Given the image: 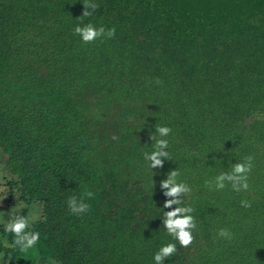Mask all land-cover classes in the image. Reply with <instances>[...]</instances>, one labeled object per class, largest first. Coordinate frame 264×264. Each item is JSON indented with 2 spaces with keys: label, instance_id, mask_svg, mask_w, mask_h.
<instances>
[{
  "label": "trees",
  "instance_id": "obj_1",
  "mask_svg": "<svg viewBox=\"0 0 264 264\" xmlns=\"http://www.w3.org/2000/svg\"><path fill=\"white\" fill-rule=\"evenodd\" d=\"M91 2L83 16V0H0V152L10 185L40 203L31 250L59 264H155L174 243L164 264H264V0ZM89 23L115 36L84 43L74 28ZM151 135L168 140L155 169ZM248 157V189H217ZM171 171L191 189L186 248L163 225ZM71 197L88 211L71 212ZM6 229L0 251L31 259Z\"/></svg>",
  "mask_w": 264,
  "mask_h": 264
},
{
  "label": "clouds",
  "instance_id": "obj_2",
  "mask_svg": "<svg viewBox=\"0 0 264 264\" xmlns=\"http://www.w3.org/2000/svg\"><path fill=\"white\" fill-rule=\"evenodd\" d=\"M84 11L83 16H90L93 11L98 8L96 3L91 0H83ZM90 9V10H89ZM74 34L80 35L84 43H91L97 38L106 35L108 38L115 36V28H109L107 32L104 26L99 28L95 27L91 23L80 26L77 25L74 28ZM160 137H167L171 132V128L168 126H160L155 130ZM151 139L155 140V150L151 153H145L144 159L149 161V167L155 169L157 167H163V159H168L169 153L166 151L168 147L167 139H156L155 136L151 135ZM251 157L247 158V163H236L231 173H221L216 178V188L223 189L225 182H230L232 187L236 191L241 189L247 190V173L251 171ZM179 173L177 171H171L167 174V177L161 181V188L164 190V195L169 197L165 200L164 208H170V211L165 212L163 219V225L167 229L169 235L174 239L178 240L180 246L189 247L194 240L192 231L196 228V221L191 213L194 209L190 206H180L182 204L181 196L190 193L191 189L183 182H178L177 177ZM241 204L243 207H251V203L246 200H242ZM70 211L76 214L84 213L88 211V205L86 203L77 202L76 197H71L68 201ZM176 205V207H172ZM28 227L27 221L22 218H14L10 223L7 231H11L15 234V244L18 245L21 251H26L32 248L39 240L38 233H28L25 229ZM218 236L225 239H231L232 234L227 229H221L218 232ZM177 252L176 244L168 243L162 246L155 254V264H164V259L173 256Z\"/></svg>",
  "mask_w": 264,
  "mask_h": 264
},
{
  "label": "rangeland",
  "instance_id": "obj_3",
  "mask_svg": "<svg viewBox=\"0 0 264 264\" xmlns=\"http://www.w3.org/2000/svg\"><path fill=\"white\" fill-rule=\"evenodd\" d=\"M5 156L0 152V227L8 228L14 218L22 217L27 221L28 227L38 219L41 207L40 203L21 197L17 188L11 186V175L4 165ZM0 246L9 247L7 239L0 234ZM25 262H17L12 254L0 251V264H59L50 258H38L31 248L24 252Z\"/></svg>",
  "mask_w": 264,
  "mask_h": 264
}]
</instances>
